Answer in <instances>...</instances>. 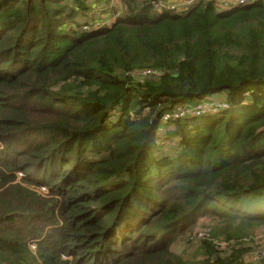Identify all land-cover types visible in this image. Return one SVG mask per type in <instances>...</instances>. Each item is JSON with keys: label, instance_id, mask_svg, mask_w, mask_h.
Masks as SVG:
<instances>
[{"label": "trees", "instance_id": "obj_1", "mask_svg": "<svg viewBox=\"0 0 264 264\" xmlns=\"http://www.w3.org/2000/svg\"><path fill=\"white\" fill-rule=\"evenodd\" d=\"M104 1L0 0V264H247L240 241L264 226V0L181 15L119 0L113 24L83 30ZM144 70L158 76L135 82ZM221 94L229 110L157 134ZM204 217L236 244L172 253Z\"/></svg>", "mask_w": 264, "mask_h": 264}, {"label": "rangeland", "instance_id": "obj_2", "mask_svg": "<svg viewBox=\"0 0 264 264\" xmlns=\"http://www.w3.org/2000/svg\"><path fill=\"white\" fill-rule=\"evenodd\" d=\"M174 1H179V0H174ZM200 1L201 0H198L195 4L199 3ZM213 1L214 0H212V3L215 6ZM169 2L170 0H162L163 5H166ZM172 3L170 2L169 4ZM231 9L233 8L221 10L220 12L228 11ZM123 11H124V7L119 0H114L113 2L110 0L109 1L105 0L100 6L96 7L95 9L89 12L88 16L92 21L91 23L93 24L91 26H83L82 29L84 30L87 28L86 30H89L100 27H104V28L109 27L111 24H113L116 21V19L120 15H122ZM152 11L158 13L156 10L153 9V7H152ZM170 13H174L177 15L184 14L180 12H170ZM78 21L82 22V19L79 18ZM150 77H155V76L146 75L143 71H138L132 74V78L134 79L135 82L143 81ZM221 95L207 97L201 101L187 103L185 105H180L178 107H192V114L195 115L198 112L204 110L201 109V105L203 103H210L211 106H214L217 103H225V101L223 100L224 96L221 97ZM229 109L230 107L217 113L206 112L204 115H202V117L217 116ZM175 120L176 119H173L168 122L160 121V127L159 130L157 131V134L162 133V129ZM159 145L161 146L162 151L164 153L166 154L171 153L172 144H169V142H163L162 144ZM20 178H21V174H17V179ZM36 192L42 196H45L47 194V191L44 188H39V190ZM249 231L253 232L251 234V237H249L248 239L241 240L240 244L243 245L242 247L250 249L246 253V256H244L243 261L247 264H254L260 258H264V226H259ZM230 235L235 236L238 235V233L235 229L227 228L226 222L222 221L217 217H204L195 220L194 223L188 225L187 228L177 231L174 234V236H172L174 238V241L170 246V250L176 256L181 257L185 261H190L194 259L190 262L198 263L206 256V253H204L203 251L204 243L213 244V248L216 251H218V253L224 256L227 253L228 249L231 248L233 245H235L237 242V240L232 239V237L230 238ZM239 246L240 245H237V247ZM32 247L34 246H31V249Z\"/></svg>", "mask_w": 264, "mask_h": 264}, {"label": "built area", "instance_id": "obj_3", "mask_svg": "<svg viewBox=\"0 0 264 264\" xmlns=\"http://www.w3.org/2000/svg\"><path fill=\"white\" fill-rule=\"evenodd\" d=\"M150 5L153 7L154 10H156L158 13L161 12H180L185 13L188 9L194 6V4L198 0H179L174 1L170 0V2H174L172 4H162V0H147ZM258 0H214V4L216 6L217 11L226 10L230 8H235L239 6H247L255 3ZM146 75L149 76H158V72L156 70H144L143 71ZM228 106L226 103H217L214 106H211L210 103H203L201 105V109H204L201 112H198L197 114H192V107H175L172 110L164 113L160 117V121H170L173 119H181V118H187V117H198L201 115H204L206 112H213L217 113L220 111H223L227 109ZM32 250H35L34 247H32Z\"/></svg>", "mask_w": 264, "mask_h": 264}, {"label": "crops", "instance_id": "obj_4", "mask_svg": "<svg viewBox=\"0 0 264 264\" xmlns=\"http://www.w3.org/2000/svg\"><path fill=\"white\" fill-rule=\"evenodd\" d=\"M224 96V94L223 95H221V97H223Z\"/></svg>", "mask_w": 264, "mask_h": 264}]
</instances>
